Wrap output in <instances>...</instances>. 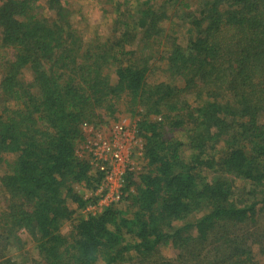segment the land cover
Instances as JSON below:
<instances>
[{"label": "trees", "instance_id": "16d2710c", "mask_svg": "<svg viewBox=\"0 0 264 264\" xmlns=\"http://www.w3.org/2000/svg\"><path fill=\"white\" fill-rule=\"evenodd\" d=\"M194 1L186 44L152 60L83 40L60 0H0V264H22L5 255L19 231L30 264H264V0ZM121 98L140 165L120 202L83 218L74 187L102 180L79 154L83 125L118 123Z\"/></svg>", "mask_w": 264, "mask_h": 264}, {"label": "rangeland", "instance_id": "374dc122", "mask_svg": "<svg viewBox=\"0 0 264 264\" xmlns=\"http://www.w3.org/2000/svg\"><path fill=\"white\" fill-rule=\"evenodd\" d=\"M47 0H40L39 4L42 7H46ZM61 6L66 8L71 20V25L76 29L79 36L85 39H94L99 44L108 42L116 43L117 45L128 41L129 45L126 47V51L135 52L137 47H142L143 56H152L153 59L163 56L170 50V46L173 43L185 45L189 35L191 33L190 22L193 18V10L197 7L194 0H159L152 3V7H155L156 16L151 20L157 25V34L150 35L147 41H143L144 33L147 29L146 23L149 21L147 16L142 14L143 9H146L144 4L145 0H60ZM186 5H190L188 8ZM195 7V8H194ZM161 8L163 13H160ZM150 18V17H148ZM125 34V36H123ZM123 39V40H121ZM125 44V43H124ZM129 46V47H128ZM138 52V51H137ZM159 60V59H158ZM151 64V69H161L162 63L160 61ZM1 76V73H0ZM157 75L151 76V80H155ZM22 78L25 81L31 80V72L24 70L22 72ZM116 111L114 119L122 121L125 120V127H135L134 123H131L136 118L130 114L126 102L123 98L119 99L114 104ZM108 123L104 126L98 127L93 131L85 132L86 138H91L93 134L97 133L102 137L108 138L110 135V127L112 119H106ZM97 131V132H96ZM93 132V133H90ZM174 135L185 139V133L183 130H174ZM135 143L131 147L126 149L130 154V162L134 169L138 168L141 156L142 140L136 134ZM125 153V151H124ZM189 154V150L185 149V155ZM3 173V167L0 169V175ZM233 188L238 190L240 181L232 179ZM241 188V187H240ZM74 190L82 195L84 199H88L86 207L79 211V216L86 218L88 215L97 214L106 208V204L102 203L94 192L86 189L82 186H75ZM1 192V190H0ZM242 192V190H241ZM238 195V191H236ZM3 196L0 194V206L3 205ZM95 198V199H93ZM93 200V201H92ZM71 202L69 201L68 204ZM72 206V204H71ZM72 207H75L74 205ZM70 225L64 223L61 227V234L68 233L70 231ZM19 237L23 241L15 244V246L9 248L6 251L7 257H13L14 260L22 264H30L32 260L37 258V252L34 248V242L29 236L22 231H19ZM257 249V246H256ZM164 256L172 257L174 252L167 248L161 249ZM128 257L131 255L127 254Z\"/></svg>", "mask_w": 264, "mask_h": 264}, {"label": "built area", "instance_id": "2783aa9c", "mask_svg": "<svg viewBox=\"0 0 264 264\" xmlns=\"http://www.w3.org/2000/svg\"><path fill=\"white\" fill-rule=\"evenodd\" d=\"M124 123L125 120H122L113 124L108 138L97 133L91 138H85L79 151V154L89 155L90 164L96 170L93 171L102 175V180L94 193L106 207L120 202L124 175L134 170L126 149L135 143L136 132L134 127L129 129L125 127L126 125L123 126ZM83 129L86 132L93 131L94 128L85 124Z\"/></svg>", "mask_w": 264, "mask_h": 264}]
</instances>
